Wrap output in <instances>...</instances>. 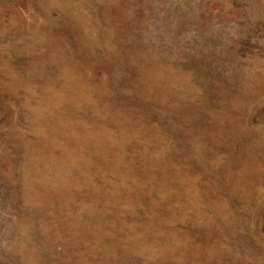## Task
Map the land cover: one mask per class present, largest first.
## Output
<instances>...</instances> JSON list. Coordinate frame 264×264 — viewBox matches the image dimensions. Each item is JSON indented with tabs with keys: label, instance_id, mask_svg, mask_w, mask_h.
Masks as SVG:
<instances>
[{
	"label": "rangeland",
	"instance_id": "374dc122",
	"mask_svg": "<svg viewBox=\"0 0 264 264\" xmlns=\"http://www.w3.org/2000/svg\"><path fill=\"white\" fill-rule=\"evenodd\" d=\"M0 264H264V0H0Z\"/></svg>",
	"mask_w": 264,
	"mask_h": 264
}]
</instances>
